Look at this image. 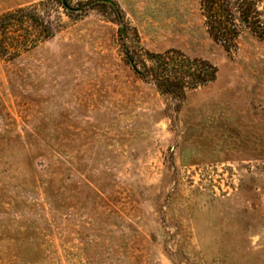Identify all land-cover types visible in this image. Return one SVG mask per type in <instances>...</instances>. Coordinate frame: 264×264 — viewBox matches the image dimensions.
Returning a JSON list of instances; mask_svg holds the SVG:
<instances>
[{
    "label": "rangeland",
    "instance_id": "obj_1",
    "mask_svg": "<svg viewBox=\"0 0 264 264\" xmlns=\"http://www.w3.org/2000/svg\"><path fill=\"white\" fill-rule=\"evenodd\" d=\"M46 1L55 35L0 55V264H264V38L217 42L198 0ZM123 43L217 78L174 99Z\"/></svg>",
    "mask_w": 264,
    "mask_h": 264
},
{
    "label": "trees",
    "instance_id": "obj_2",
    "mask_svg": "<svg viewBox=\"0 0 264 264\" xmlns=\"http://www.w3.org/2000/svg\"><path fill=\"white\" fill-rule=\"evenodd\" d=\"M58 3L71 9L67 0ZM209 34L228 48H235L238 39L246 30L264 38L263 0H198ZM42 0L7 10L0 14V55L13 61L36 48L41 42L55 35L50 14H44ZM121 38L126 37L121 20ZM124 53L133 72L157 90L182 101L189 90L213 82L218 68L208 60L192 58L180 49L171 48L163 52L146 49L131 50L126 43Z\"/></svg>",
    "mask_w": 264,
    "mask_h": 264
}]
</instances>
